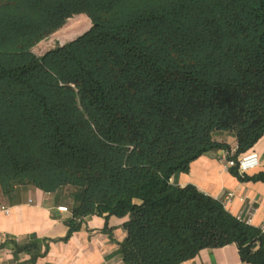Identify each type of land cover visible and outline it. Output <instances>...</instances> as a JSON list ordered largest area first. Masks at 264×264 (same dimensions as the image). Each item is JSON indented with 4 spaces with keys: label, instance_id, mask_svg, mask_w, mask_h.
I'll use <instances>...</instances> for the list:
<instances>
[{
    "label": "trees",
    "instance_id": "trees-1",
    "mask_svg": "<svg viewBox=\"0 0 264 264\" xmlns=\"http://www.w3.org/2000/svg\"><path fill=\"white\" fill-rule=\"evenodd\" d=\"M80 15L89 31L35 52ZM225 135L235 160L264 136V0H0L4 197L65 190L74 219L127 217V264L228 245L264 264L260 228L171 183Z\"/></svg>",
    "mask_w": 264,
    "mask_h": 264
},
{
    "label": "crops",
    "instance_id": "crops-1",
    "mask_svg": "<svg viewBox=\"0 0 264 264\" xmlns=\"http://www.w3.org/2000/svg\"><path fill=\"white\" fill-rule=\"evenodd\" d=\"M65 29L57 35L62 37ZM220 142L227 144L229 150L215 149L201 156L187 172L175 174L171 183L177 187L194 186L201 193L224 201L234 216L251 217L252 226L264 228V180L260 179L264 174V136L249 152L258 155L260 166L246 175L225 168L227 159L235 156L236 139L225 135ZM73 207L65 190L46 193L23 186L11 197L0 192V264H127L122 245L127 237L128 218L89 215L74 219ZM183 264L247 263L241 260L236 245H228L204 249Z\"/></svg>",
    "mask_w": 264,
    "mask_h": 264
},
{
    "label": "rangeland",
    "instance_id": "rangeland-1",
    "mask_svg": "<svg viewBox=\"0 0 264 264\" xmlns=\"http://www.w3.org/2000/svg\"><path fill=\"white\" fill-rule=\"evenodd\" d=\"M82 16L83 17L77 16L67 23V25L65 26L66 29L61 35L62 37H59V35L57 34L54 35L53 37H51V39L41 43L38 47H36L35 52L38 55H42L46 51L55 48L59 44L65 45V39L72 38L73 40H75L89 31L92 27V22L86 15Z\"/></svg>",
    "mask_w": 264,
    "mask_h": 264
},
{
    "label": "built area",
    "instance_id": "built-area-1",
    "mask_svg": "<svg viewBox=\"0 0 264 264\" xmlns=\"http://www.w3.org/2000/svg\"><path fill=\"white\" fill-rule=\"evenodd\" d=\"M259 166H260V159H259L258 155L255 153H247L245 155L240 156L237 160L232 159V158H228L226 165H225V168L227 170L237 169V171L241 175H246V174L253 172L256 169H258ZM221 202L223 203V205H225L224 201H221ZM61 210L67 211V208H62ZM5 213L8 214L9 211L5 210ZM237 218L240 221H243L246 224L252 226L251 217L243 218L240 215V216H237ZM261 230L264 232V228H261Z\"/></svg>",
    "mask_w": 264,
    "mask_h": 264
}]
</instances>
